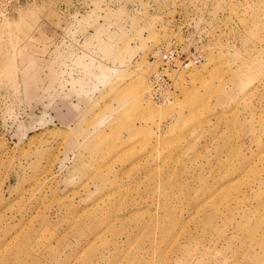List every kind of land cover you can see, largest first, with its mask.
<instances>
[{
  "label": "rangeland",
  "instance_id": "374dc122",
  "mask_svg": "<svg viewBox=\"0 0 264 264\" xmlns=\"http://www.w3.org/2000/svg\"><path fill=\"white\" fill-rule=\"evenodd\" d=\"M174 46L205 61L159 104ZM0 264H264V0L0 18Z\"/></svg>",
  "mask_w": 264,
  "mask_h": 264
},
{
  "label": "built area",
  "instance_id": "2783aa9c",
  "mask_svg": "<svg viewBox=\"0 0 264 264\" xmlns=\"http://www.w3.org/2000/svg\"><path fill=\"white\" fill-rule=\"evenodd\" d=\"M35 0H0V18L7 19L17 3H28ZM176 46L158 51L154 62H157L155 73L150 77L149 96L159 104H168L178 95L176 84L180 76L199 67L205 61V55L200 50L185 59Z\"/></svg>",
  "mask_w": 264,
  "mask_h": 264
}]
</instances>
